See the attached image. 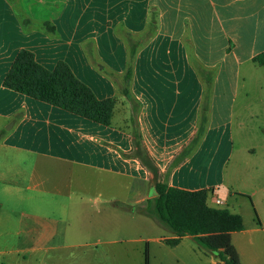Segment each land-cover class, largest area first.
I'll list each match as a JSON object with an SVG mask.
<instances>
[{"label":"crops","instance_id":"0c3cea01","mask_svg":"<svg viewBox=\"0 0 264 264\" xmlns=\"http://www.w3.org/2000/svg\"><path fill=\"white\" fill-rule=\"evenodd\" d=\"M128 42L136 44L133 56ZM22 49L47 70L65 62L98 99L112 98L111 123L3 86ZM262 52L264 0H0V236L15 240L0 254L23 253L25 263L40 264V252L80 231L82 221L69 219L91 212L108 236L66 246L120 242L122 213L145 215L138 207L154 195L151 173L131 154L137 131L169 186L205 189L211 207L254 211L264 179L253 171L258 157L249 161L253 147L234 157L245 122L235 108L264 117V63L253 61ZM201 126L197 143L177 160ZM222 193L234 198L229 203ZM161 229L143 237L147 244L177 238Z\"/></svg>","mask_w":264,"mask_h":264},{"label":"trees","instance_id":"16d2710c","mask_svg":"<svg viewBox=\"0 0 264 264\" xmlns=\"http://www.w3.org/2000/svg\"><path fill=\"white\" fill-rule=\"evenodd\" d=\"M30 20H25L29 25ZM43 26L50 31L49 23ZM133 56L136 44L128 42ZM253 61L264 63V52L253 57ZM131 76L128 66L124 83ZM3 86L25 94L31 98L59 107L95 123L109 125L114 106L112 98L98 99L91 89L77 79L65 62H58L52 70L38 64L31 51L20 50L3 79ZM126 87L123 92L126 93ZM204 110V108H203ZM199 127L189 144L181 149L177 160H182L197 143L202 134ZM131 154L151 173L153 196L147 198L142 212L156 219L177 238L167 239L166 243L175 245L185 235L206 251L212 253L222 264H241L239 253L232 243L231 235L244 229L239 214L227 208L211 207L207 204V190L187 191L169 186L160 179V172L153 159L143 146L140 133L132 135ZM256 215V214H255ZM257 218V216H256ZM259 224V220L257 219ZM144 264H148V244L145 243Z\"/></svg>","mask_w":264,"mask_h":264},{"label":"rangeland","instance_id":"374dc122","mask_svg":"<svg viewBox=\"0 0 264 264\" xmlns=\"http://www.w3.org/2000/svg\"><path fill=\"white\" fill-rule=\"evenodd\" d=\"M252 101L254 103L251 109L258 111L259 107L256 101L254 99ZM235 109L245 119L243 123L244 129L241 133L244 134L246 131L249 137L245 138L241 133H235L234 145L237 148L239 147V149L234 153V157L239 152L245 151V147H253L255 155L250 154L249 161L258 157V165H253V171L258 174L256 178L261 181L264 179V147L262 146L264 143V117L260 115L250 119L246 116L247 111L242 106L238 105ZM234 126H236V123ZM92 192H95V188L92 189ZM231 196L227 193L219 195L222 199L229 198V203L232 201L230 198H234ZM121 197L124 198V195L121 194ZM255 198L260 199L257 201V208L252 203L254 211L252 207L246 208V205L241 207L242 210L240 209V216L246 230L234 233L232 237V242L239 253L241 264H264V195L260 193ZM141 209L139 206L138 212L143 213ZM47 213L50 217H54L50 211ZM123 213L122 224L118 233L121 237L120 242L97 244L96 246H66V244L104 240L108 235L102 236L100 234L102 231L100 224L102 219L99 218V215L91 212L79 220L69 219L70 224L71 222L76 224L82 221L83 226H80V231L60 237L58 243L61 245L60 247L40 252L37 255L41 259L40 264H144L146 240L143 237L162 230L163 226L151 216L139 213L130 215ZM256 216L260 221L257 225ZM109 236L114 235L109 234ZM131 238H137L136 242L127 243L124 241ZM166 241L167 238H161V242L164 243H148V264H222L212 253L200 247L191 238H182L176 245H168ZM12 242L14 243L15 240L5 241L0 236V248L6 247L4 243L9 244ZM24 256L29 260L28 256L23 253L15 254L13 257L12 255L0 254V264H15L16 261L21 264L24 262ZM23 264L28 263L24 262Z\"/></svg>","mask_w":264,"mask_h":264},{"label":"built area","instance_id":"2783aa9c","mask_svg":"<svg viewBox=\"0 0 264 264\" xmlns=\"http://www.w3.org/2000/svg\"><path fill=\"white\" fill-rule=\"evenodd\" d=\"M214 201H215L216 204H221V202L218 199H216Z\"/></svg>","mask_w":264,"mask_h":264}]
</instances>
